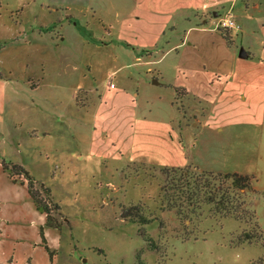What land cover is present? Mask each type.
<instances>
[{"label":"rangeland","instance_id":"rangeland-1","mask_svg":"<svg viewBox=\"0 0 264 264\" xmlns=\"http://www.w3.org/2000/svg\"><path fill=\"white\" fill-rule=\"evenodd\" d=\"M219 12L239 30L219 32L211 15L196 30L180 20L162 39L179 44L178 54L146 56L120 41L140 46L144 30L116 27L107 37L78 0H0V166L21 165L47 187L62 223L60 232L46 228L26 187L0 167V264H138L139 252L145 264H254L264 256L262 196H253L262 241L234 245L241 225L205 213L197 241L182 242L174 213L159 209L160 168L129 165L123 141L136 119H173L186 149L196 139L192 166L253 176L264 193V101L254 116L233 91L239 72L264 64V0H234ZM121 16L102 17L115 26ZM177 68L196 96L177 94L171 106ZM130 206L163 226L124 221L121 210Z\"/></svg>","mask_w":264,"mask_h":264},{"label":"crops","instance_id":"crops-1","mask_svg":"<svg viewBox=\"0 0 264 264\" xmlns=\"http://www.w3.org/2000/svg\"><path fill=\"white\" fill-rule=\"evenodd\" d=\"M233 1L234 0H78V3L83 10L88 11V15H92V19L97 17L96 21L104 30L107 37H112L114 35L116 27H121L122 30H144L145 38L140 46H138L139 44H132L135 42L125 40V38L118 40L126 44V48L135 47L133 51H140L141 54L144 52L143 54L146 56H153L155 53H162L161 56H166L171 53L178 54L179 50V44L173 43L169 38L167 41L162 40L165 37L166 31H175L178 28L180 20H184L189 25L190 30H196L201 23H206L207 16L211 15L212 18L218 17L219 11L223 8V5L229 2L232 4ZM64 10L71 14L70 7L64 8ZM111 13L116 15H120L121 13L122 15L121 21L117 22L115 26L110 23L108 24L102 17L103 15ZM129 20L132 23H129ZM193 20L198 22L193 23ZM86 25H88V23ZM180 44L184 47L187 46L184 45V42ZM188 46H191V44ZM245 56H250V53L248 52ZM239 73L240 74L236 77V89L233 90L237 94V98L235 97L237 104L240 107H247L249 110L253 111L254 116H257V110H260L259 107L261 106L260 102L264 101V81L260 80V76L264 73V64H255L254 68ZM179 77L183 78L186 82L189 75H187L186 71H181L177 68L178 81L175 80L173 84H168L175 95L170 101L171 106H173L175 97L178 94L176 90H182L187 95L196 96L194 90L191 91L185 83L179 80ZM228 84H230V81L227 82V85ZM114 88H116V85ZM229 98L231 99V97H228V99ZM227 102L229 103V101ZM132 103L134 110L136 108V101H132ZM173 121L172 119L167 123H155V125H150L146 118L134 120L130 130L131 134L123 139V141H126V144H129L127 152L129 160L132 162L129 163V165L133 164L135 166L137 163H144L143 161L156 168L183 167L190 163L197 165L195 159L189 156V154H192L190 149L194 150L196 147V139H191L188 146L189 149H186L183 143V134L179 128H174ZM33 132V136H35L37 131ZM41 133L42 136L47 135L44 131H41ZM188 140L189 138L187 141ZM204 170L211 171L207 169Z\"/></svg>","mask_w":264,"mask_h":264},{"label":"trees","instance_id":"trees-1","mask_svg":"<svg viewBox=\"0 0 264 264\" xmlns=\"http://www.w3.org/2000/svg\"><path fill=\"white\" fill-rule=\"evenodd\" d=\"M218 31L220 32L219 29ZM222 36L229 39L226 35ZM176 92L185 95L182 90ZM0 167L12 183L26 187L36 211L44 216V226L60 232L62 223L57 216H61V211L53 202L50 190L32 178L21 165L3 161ZM159 170L163 176V182L159 185V209L174 213L182 227L180 235L182 242L197 241L198 237L194 234L198 232V226L205 213L213 221L231 219L241 225L234 245L262 241L253 196L259 195L264 198V193L255 189L253 176L238 173L213 174L191 164L183 167H161ZM120 216L124 221L142 227L151 223H157L160 228L163 226V222L157 217L146 216L140 206L122 208ZM42 233L41 229L43 249L52 260L53 253L46 245ZM140 235L150 251L158 250L156 242L150 236L144 233ZM140 257L141 252L137 254L138 264H145ZM254 264H264V256Z\"/></svg>","mask_w":264,"mask_h":264},{"label":"built area","instance_id":"built-area-1","mask_svg":"<svg viewBox=\"0 0 264 264\" xmlns=\"http://www.w3.org/2000/svg\"><path fill=\"white\" fill-rule=\"evenodd\" d=\"M219 30L222 31H238L239 30V26L236 23V21L234 20V18L231 15H227V16H219L218 18H216L213 22ZM109 87L110 88H114L115 85L109 81Z\"/></svg>","mask_w":264,"mask_h":264},{"label":"water","instance_id":"water-1","mask_svg":"<svg viewBox=\"0 0 264 264\" xmlns=\"http://www.w3.org/2000/svg\"><path fill=\"white\" fill-rule=\"evenodd\" d=\"M245 54H243V55H241V56H244ZM155 83H157L156 81H155Z\"/></svg>","mask_w":264,"mask_h":264}]
</instances>
